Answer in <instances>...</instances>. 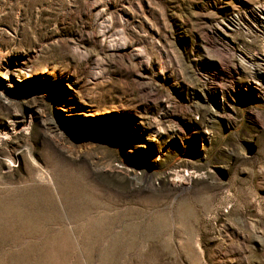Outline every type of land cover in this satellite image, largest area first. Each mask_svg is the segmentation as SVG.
<instances>
[{"label":"rangeland","instance_id":"1","mask_svg":"<svg viewBox=\"0 0 264 264\" xmlns=\"http://www.w3.org/2000/svg\"><path fill=\"white\" fill-rule=\"evenodd\" d=\"M0 264H264V0H0Z\"/></svg>","mask_w":264,"mask_h":264}]
</instances>
